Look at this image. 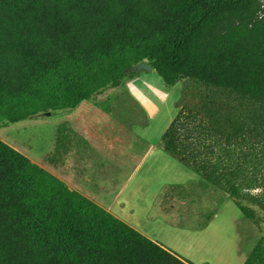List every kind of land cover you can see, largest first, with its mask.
<instances>
[{"label":"trees","instance_id":"trees-1","mask_svg":"<svg viewBox=\"0 0 264 264\" xmlns=\"http://www.w3.org/2000/svg\"><path fill=\"white\" fill-rule=\"evenodd\" d=\"M143 61L169 85L189 78L232 90L206 177L237 198L264 142V0H0V122L73 109L142 73L128 69ZM224 89H206L194 106L227 101ZM233 142L248 146L223 169L227 146L241 152ZM0 264L191 263L0 139ZM246 264H264V243Z\"/></svg>","mask_w":264,"mask_h":264},{"label":"crops","instance_id":"crops-1","mask_svg":"<svg viewBox=\"0 0 264 264\" xmlns=\"http://www.w3.org/2000/svg\"><path fill=\"white\" fill-rule=\"evenodd\" d=\"M147 76L143 72L117 86L114 91L122 94L86 99L72 110L59 111L41 154L33 156V148L26 146L25 155L70 189L173 251L164 237L177 231L168 220L167 191L198 180L205 185L204 176L219 149L226 105L224 99H210L204 107L193 106L191 93L162 128L161 100L144 88ZM222 87L199 82L193 91L196 96L199 88L220 92ZM228 93L230 97L233 92ZM211 104L216 107L206 117Z\"/></svg>","mask_w":264,"mask_h":264},{"label":"rangeland","instance_id":"rangeland-1","mask_svg":"<svg viewBox=\"0 0 264 264\" xmlns=\"http://www.w3.org/2000/svg\"><path fill=\"white\" fill-rule=\"evenodd\" d=\"M143 72L148 73L143 82L144 88L149 93L156 94L161 100L160 127L162 128L175 113L176 105L181 103L183 99L188 101L192 93V97H195L192 103L194 106L200 102L201 96L206 92V88H199L195 96L193 90L199 82L189 78H185L174 85H169L155 70H142ZM129 78L131 77H126L123 82ZM117 86H106L91 98H104L107 94L112 95L114 93L122 94V91H114ZM228 92L226 96H228ZM175 99L177 101H174ZM231 99L232 93L229 99L225 101L226 114ZM214 107L211 104L209 109L204 112L206 117H209L210 109ZM186 109H189L187 102ZM69 110L72 109L44 111L33 118L16 122L4 120L0 122V139L9 145L13 144L19 147L20 149H17L11 145L24 154L26 146L32 147V155L36 157L42 152L43 139L50 138L53 135L52 128L56 114L59 111ZM49 113L54 114V116L50 118L43 117ZM221 119L220 117V123L222 122ZM186 125L192 127L190 123H186ZM248 144L250 147H254L251 142H248ZM233 145L241 147V152L238 151L237 154L231 152V149L227 146L229 152L223 154L219 159L220 166L223 169L229 166V163L234 162L235 164L245 153V147L248 146L247 143L236 144L235 142H233ZM255 147V151L258 154L260 153L258 160L257 155H252V163H248L253 168L250 171H254L250 174V178L251 176L254 178L253 180L250 179L252 187L250 185H248L249 187L237 185L239 189L237 198L232 197L233 195L220 184L208 180L206 177L208 172L204 176V186L201 183L202 181L198 180L193 186H178L168 189L167 194L169 196L165 198L164 203L169 210L168 220L171 224L173 223L174 226L172 227L177 231H173L174 233L164 237L172 243L173 251L191 264H246L255 249L263 245L264 199L255 201L254 197L261 198V195L264 196V174L257 169L262 165V163H258L259 161L264 163V151H262L264 150V142L258 143ZM215 157L216 155L212 163L215 161ZM258 177L260 179L255 180ZM221 180L224 181L222 178ZM237 183L238 181L235 180V184ZM240 206L247 208L253 218H247L241 211ZM33 248L39 257L46 256L49 251L46 245L38 242L34 243Z\"/></svg>","mask_w":264,"mask_h":264},{"label":"water","instance_id":"water-1","mask_svg":"<svg viewBox=\"0 0 264 264\" xmlns=\"http://www.w3.org/2000/svg\"><path fill=\"white\" fill-rule=\"evenodd\" d=\"M133 70H136V71H142V70L151 71V70H153V66L148 61H143V62H140V63H137V64L131 66L128 69V71H133Z\"/></svg>","mask_w":264,"mask_h":264}]
</instances>
